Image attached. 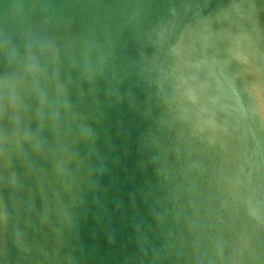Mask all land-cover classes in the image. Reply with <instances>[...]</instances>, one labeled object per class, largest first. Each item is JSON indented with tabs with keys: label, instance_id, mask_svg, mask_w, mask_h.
Here are the masks:
<instances>
[{
	"label": "clouds",
	"instance_id": "9594fccd",
	"mask_svg": "<svg viewBox=\"0 0 264 264\" xmlns=\"http://www.w3.org/2000/svg\"><path fill=\"white\" fill-rule=\"evenodd\" d=\"M0 264H264V0H0Z\"/></svg>",
	"mask_w": 264,
	"mask_h": 264
}]
</instances>
